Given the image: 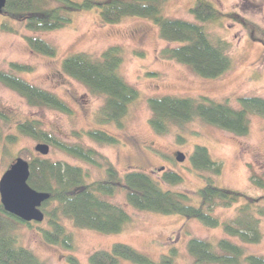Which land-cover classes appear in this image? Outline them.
Wrapping results in <instances>:
<instances>
[{"label": "rangeland", "instance_id": "rangeland-1", "mask_svg": "<svg viewBox=\"0 0 264 264\" xmlns=\"http://www.w3.org/2000/svg\"><path fill=\"white\" fill-rule=\"evenodd\" d=\"M225 14L221 20L207 23L211 38L227 43V54L232 67L218 78H206L196 74L189 66L174 59L165 58L161 50L174 46L161 38L159 29L149 18L129 16L118 23H103L97 9L80 10L72 21L56 30L31 31L19 20H8L14 30L0 26V68L15 73L31 83L55 93L71 108L66 113L48 106L31 105L16 90L0 82V110L7 119L0 120V179L10 164L18 157L21 147L34 151L39 142L31 136L19 134L17 124L26 119L39 120L43 128L52 131L67 142H81L94 147L108 158L121 173L143 170L161 179L165 171L182 175L177 184L164 183L166 188L187 192L198 203V189L204 183V175H212L224 187L244 191L251 196L264 194V189L251 181L253 172L264 173V113H248L249 131L239 135L203 121L201 118L173 122L167 133L160 134L150 124L153 112L149 98L173 95L180 97L208 96L218 102H228L241 108V96L264 98V0H206ZM195 0H167L164 15L173 18L195 20L190 7ZM2 13L0 12V15ZM0 16V21L3 20ZM44 38L57 48L54 56H48L31 48L26 36ZM111 46H119L123 62L119 73L138 91V97L129 105L123 117V126L115 122H100L97 113L105 102L103 95L94 93L85 84L63 71L65 57L84 52L94 58ZM29 67L16 71L11 63ZM101 129L116 137L118 144L98 143L88 136L77 137V131ZM18 135L14 143L6 144L4 137ZM184 138V141L180 137ZM48 143V142H45ZM50 145L49 154L54 160L82 165L90 173L89 180L104 176V169L89 165L66 152ZM196 145L206 146L214 160L222 165L219 175L211 171H199L191 163L190 156ZM37 152V151H36ZM178 152L185 154L177 160ZM109 199L124 206L131 214V221L118 233L105 234L97 230L76 226L72 220L63 218L67 230L72 233L74 247L71 249L49 242L39 225L48 227V220L32 226L18 222L14 231L19 244L32 249L46 264H73L75 256L79 264H90L89 257L96 250H110L116 242H124L147 254L155 261L175 251L174 264H220L197 263L187 249L191 237L217 242L229 237L222 223L209 227L195 218L180 214H162L138 210L131 206L124 192ZM241 200L230 207L217 205L215 213L221 222L229 221L237 214ZM262 238L258 243H245L238 237L231 239L244 247L245 254L264 255V216L259 225ZM118 264H135L120 259ZM239 264H246L242 260Z\"/></svg>", "mask_w": 264, "mask_h": 264}, {"label": "trees", "instance_id": "trees-1", "mask_svg": "<svg viewBox=\"0 0 264 264\" xmlns=\"http://www.w3.org/2000/svg\"><path fill=\"white\" fill-rule=\"evenodd\" d=\"M167 0H6L1 12L4 17L0 26L14 30L8 20H19L31 31L56 30L72 21L74 12L97 9L103 23H118L126 17L149 18L159 29L162 39L176 42L165 47L161 55L189 66L196 74L206 78H218L232 67L227 54V43L211 38L207 23L221 20L225 14L206 0H195L189 11L195 20L173 18L164 15ZM0 15V16H1ZM26 39L31 48L48 56H54L57 48L42 37L28 35ZM123 62L122 49L111 46L101 56L78 52L63 60V71L79 80L94 93L103 95L105 102L97 113L100 122H115L123 126V117L129 105L138 97V89L128 83L119 73ZM16 71H25L29 67L17 62L11 63ZM0 82L16 90L31 105L48 106L71 113L70 106L55 93L39 87L21 76L0 68ZM241 108L237 109L228 102H218L208 96L180 97L173 95L153 96L148 102L153 112L150 124L160 134L167 133L173 122L185 123L195 118L220 128L245 135L249 131L248 113H264V98L241 96L238 99ZM6 120L7 114L0 110V120ZM19 134L31 136L48 142L67 154L97 168L104 169V176L89 180L90 173L82 165L54 160L28 147H21L17 156L30 163L29 184L41 191L51 193L42 209L48 227H39L44 237L51 243L64 248L74 247V238L63 218L73 221L81 228L97 230L105 234L121 232L131 221V214L122 205L109 199L118 192H124L128 203L138 210L153 211L162 214H180L195 218L209 227L221 223L229 237L217 242L191 237L187 249L197 263L264 264V255L245 254L244 247L233 241L238 237L245 243H258L262 238L259 219L264 216V194L251 196L244 191L219 185L212 175H204V183L198 189V203L192 201L187 192L166 188L164 183L177 184L182 175L174 171H165L161 179L143 170H129L121 173L108 158L94 147L81 142H67L52 131L43 128L39 120L26 119L17 124ZM79 138L88 136L98 143L118 144L119 140L101 129L77 131ZM2 128L0 124V139ZM17 134L4 137L6 144L14 143ZM181 140L184 138L181 136ZM192 165L199 171H211L215 175L222 172V165L211 156L208 148L196 145L190 156ZM252 183L264 189V173L253 172ZM244 202L237 208V214L229 221L221 222L215 213L217 205L230 207ZM18 222L29 226L39 222H27L7 212L0 201V264H46L36 253L19 244L14 231ZM18 223V224H17ZM173 250L160 261L124 242H116L110 250H96L89 257L90 264H118L120 259L135 264H174ZM69 261L79 264L75 256Z\"/></svg>", "mask_w": 264, "mask_h": 264}, {"label": "water", "instance_id": "water-1", "mask_svg": "<svg viewBox=\"0 0 264 264\" xmlns=\"http://www.w3.org/2000/svg\"><path fill=\"white\" fill-rule=\"evenodd\" d=\"M6 0H0V12L3 11ZM35 150L47 155L50 145L39 142ZM177 160L183 161L185 154L178 152ZM30 177V163L28 160L18 156L0 179V201L3 208L27 222H43L45 213L42 209L43 203L51 197V193L33 188L28 179Z\"/></svg>", "mask_w": 264, "mask_h": 264}]
</instances>
